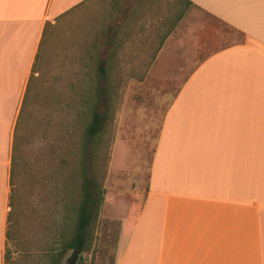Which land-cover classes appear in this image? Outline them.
<instances>
[{
	"label": "crops",
	"instance_id": "crops-1",
	"mask_svg": "<svg viewBox=\"0 0 264 264\" xmlns=\"http://www.w3.org/2000/svg\"><path fill=\"white\" fill-rule=\"evenodd\" d=\"M88 1L0 0V264L14 128L43 32ZM180 1L195 14L134 71L163 113L138 203L109 210L127 224L112 264H264V0Z\"/></svg>",
	"mask_w": 264,
	"mask_h": 264
},
{
	"label": "rangeland",
	"instance_id": "rangeland-1",
	"mask_svg": "<svg viewBox=\"0 0 264 264\" xmlns=\"http://www.w3.org/2000/svg\"><path fill=\"white\" fill-rule=\"evenodd\" d=\"M148 1L136 21L140 0H90L46 26L16 130L5 264H71L64 248L85 179L102 201L90 248L72 264H112L127 224L109 210L118 198L138 203L163 113L134 71L172 24L195 14L180 0ZM102 70L112 82L99 98ZM92 111L102 123L87 139Z\"/></svg>",
	"mask_w": 264,
	"mask_h": 264
},
{
	"label": "trees",
	"instance_id": "trees-1",
	"mask_svg": "<svg viewBox=\"0 0 264 264\" xmlns=\"http://www.w3.org/2000/svg\"><path fill=\"white\" fill-rule=\"evenodd\" d=\"M146 0H140L139 4L144 3ZM49 23H47L48 25ZM46 28V27H45ZM44 34V32H43ZM40 49V46H39ZM38 57V55H37ZM37 61V59H36ZM35 61V63H36ZM35 64L33 65L34 69ZM32 69V71H33ZM32 72L31 76L24 94L23 102L21 104V108L18 113L17 122L15 124L14 128V140H13V146H12V155H11V178L13 174V160H14V152L16 149V130L18 125V120L21 115V112L24 109L26 99L28 97L29 93V85L32 78ZM101 86L98 85L97 87V96L103 95L104 93L108 94V91L110 92L111 89V79L110 76H108L104 70L101 72ZM102 123V116L98 113V111H92V118L90 123L87 125L85 135L88 138H94L98 134V129L100 128V125ZM11 182V181H10ZM90 183L87 179L83 181L82 187V197L79 202V204L76 207V218L72 220L73 226H72V237L65 242V248L64 249H78L80 251L88 250L90 248V242L92 240L91 235V226L95 222L98 214V210L102 201V191L99 189L98 192H96V196H93V194L89 191ZM99 188V187H98ZM10 205V201H9ZM8 221H9V214H8ZM63 253V251H62Z\"/></svg>",
	"mask_w": 264,
	"mask_h": 264
},
{
	"label": "water",
	"instance_id": "water-1",
	"mask_svg": "<svg viewBox=\"0 0 264 264\" xmlns=\"http://www.w3.org/2000/svg\"><path fill=\"white\" fill-rule=\"evenodd\" d=\"M80 250L78 249H73L71 256L69 257L68 261L72 264L74 263V261L77 259V257L79 256Z\"/></svg>",
	"mask_w": 264,
	"mask_h": 264
}]
</instances>
